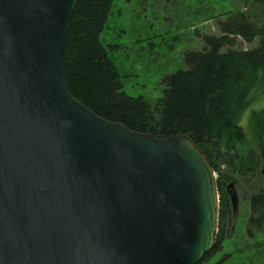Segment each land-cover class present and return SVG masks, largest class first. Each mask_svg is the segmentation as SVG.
<instances>
[{"label":"water","instance_id":"water-1","mask_svg":"<svg viewBox=\"0 0 264 264\" xmlns=\"http://www.w3.org/2000/svg\"><path fill=\"white\" fill-rule=\"evenodd\" d=\"M76 4L0 0V264H199L216 172L188 134L132 130L72 95Z\"/></svg>","mask_w":264,"mask_h":264},{"label":"trees","instance_id":"trees-1","mask_svg":"<svg viewBox=\"0 0 264 264\" xmlns=\"http://www.w3.org/2000/svg\"><path fill=\"white\" fill-rule=\"evenodd\" d=\"M245 2L246 10L229 15L220 23L222 35H207V45L202 50L187 53L188 67L170 76L165 95L155 100L123 90L112 49L101 38L114 0H77L63 67L72 95L98 115L157 137L186 133L200 145L217 172L226 157L233 168L228 179H233L236 168L245 184H249L251 212L246 231L255 237L264 235V181L257 185L250 174V164L258 162V151L264 161V106L253 109L256 103L264 102V0ZM235 35L259 41L253 49H235ZM250 108L248 122L258 151L246 149L241 154L251 145L241 125ZM224 185L221 173L217 178L219 192ZM222 208L223 222L225 199ZM223 233H218L214 249L199 264L212 261L223 249ZM229 259L226 253L213 264H226Z\"/></svg>","mask_w":264,"mask_h":264},{"label":"rangeland","instance_id":"rangeland-1","mask_svg":"<svg viewBox=\"0 0 264 264\" xmlns=\"http://www.w3.org/2000/svg\"><path fill=\"white\" fill-rule=\"evenodd\" d=\"M246 6L245 0H114L101 38L112 49L111 56L122 75L123 90L129 95L149 100L163 97L168 87L167 79L188 67L187 53L202 50L207 45V35H222L220 23L229 15L246 10ZM235 39L233 48L245 50L253 49L259 41L258 38L248 41L241 35H235ZM261 101L253 109L262 108L264 102ZM249 113L251 108L244 114L241 125L251 145L241 154L246 149L258 151L254 142L255 133L248 122ZM224 153L227 155L226 149ZM257 156V164H250V174L254 177L253 181L260 185L264 181V161L259 151ZM225 158L220 172L215 171L217 178L223 174L225 183L224 190L218 191L219 204L222 210L225 199L231 206V201L226 199L229 196L226 187L236 179L240 195L238 217L234 230V218L228 228L224 221L219 220L218 233L224 231V246L207 264H213L226 253L230 256L226 264H264V235L250 237L246 231L251 212L249 184H245L243 175L236 168L233 179H228L233 168Z\"/></svg>","mask_w":264,"mask_h":264},{"label":"flooded vegetation","instance_id":"flooded-vegetation-1","mask_svg":"<svg viewBox=\"0 0 264 264\" xmlns=\"http://www.w3.org/2000/svg\"><path fill=\"white\" fill-rule=\"evenodd\" d=\"M231 181H233L234 182V187H229V185H227V187H226V194H227V196L228 197H226V199H229L230 201H231V206H232V199H231V193H232V191L233 192H237V195H238V208L236 207V209H234L233 208V206H232V208H230L231 206H230V203L228 204V202L226 201V216H225V218L223 219L224 220V224H225V226H226V228H228V225H230L231 224V221H232V218H234V227H233V230L235 229V227H236V219H237V217H238V211H239V205H240V195H239V193H238V191H237V189H236V179H233V180H231ZM231 181L229 182V183H231ZM228 183V184H229ZM223 212V208H222V210H221V205L219 204V217H220V214ZM221 218V217H220ZM220 218H219V220H220ZM222 219V218H221ZM222 221V220H221ZM219 223V222H218ZM222 223V222H221ZM228 230V229H227ZM226 230V231H227ZM232 230V231H233ZM228 233V232H227Z\"/></svg>","mask_w":264,"mask_h":264}]
</instances>
